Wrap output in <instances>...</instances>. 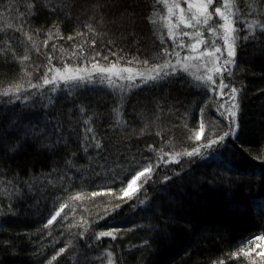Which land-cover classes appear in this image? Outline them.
Wrapping results in <instances>:
<instances>
[{
    "label": "snow or ice",
    "instance_id": "snow-or-ice-1",
    "mask_svg": "<svg viewBox=\"0 0 264 264\" xmlns=\"http://www.w3.org/2000/svg\"><path fill=\"white\" fill-rule=\"evenodd\" d=\"M161 4L163 9L159 19H154L158 15L156 7ZM144 6V0H26L21 10V0H0V19L8 16L12 20L3 29L5 38L0 53L6 60L11 56L13 61H18L22 66L30 60L33 50L40 53V48L33 40L31 27L40 15L45 17L46 23L48 18H55L49 27V39L53 38L52 28L59 32L60 22L64 19L73 20L91 34V47L86 49L83 45H76V51L70 57H60L59 66L54 63L57 60V45L52 44L53 51L48 52L47 63L39 79H34L33 72L22 67L21 72L27 79L22 77L21 82L8 83L7 87L0 89V110H3L0 116V162L10 161L30 148L53 164L62 162V169L52 167L47 175L51 177L55 173L59 180L67 181L66 190L76 180L84 183L102 180L103 186L98 185L100 192L117 197L118 202L112 205L110 211L98 216L96 221L87 222L79 236L84 238L88 248H92L87 236L101 220H107L108 223L95 232L96 244L104 238L116 241L121 238L122 232L145 230L149 235L140 242L139 247H143L150 255L160 245L171 241L177 230L186 228L190 236L203 235L213 228L220 230L215 220H202L186 210L187 205L198 202L202 189L208 183L204 176L196 174L198 166L217 169L215 179L223 183L226 193L231 192L234 197L243 187L251 188V180L234 181L229 175L233 172L229 164L244 148L241 137L245 131V105L243 86L237 87L228 78L234 76L242 48L251 44L255 52L264 55V0L248 4L246 11L237 0H153L152 11L144 19L154 26V32L157 24L162 25L159 29L160 43L156 46L160 62H154L153 57L147 54L141 55L139 50L135 55H129L123 48L116 46L112 30L116 29L121 39L135 36L143 15L139 9ZM81 16L87 22L82 23ZM10 29H15L26 38L23 55H19L14 47L20 40L7 36ZM35 31L39 33L41 29ZM105 36L113 38L105 41ZM68 39L72 40L73 36L69 35ZM168 41H171L170 45ZM48 43L49 40L45 39V48ZM97 45L100 50H97ZM35 71L39 73L41 67L35 66ZM181 89L187 93L185 98L172 95L173 91ZM89 90L118 96L121 102L118 107H123V102L133 94L146 93V103H150L161 116L165 108L177 113L185 129H189L192 119L197 117L199 126L194 132L186 133L188 139L196 142L195 146L170 153L171 159L165 161L166 165L172 162L179 164L182 157H187L188 166L164 174L157 181L159 162L156 166L143 164L144 157L138 159L136 155H125L134 149L142 152V149L130 142L124 143L123 139L110 147L112 137L108 136L107 131L98 135L94 127L88 126L93 117L100 114L88 116L81 129L77 113L80 116L87 115L89 102L83 93ZM139 106V100L132 105L129 115L133 122L136 120L135 110ZM213 108L217 117L211 127L217 130L209 134V109ZM127 127L131 125H127L125 131ZM108 128L113 132L116 130L115 125L110 124ZM139 131L143 133L144 128ZM259 131L264 137V124ZM147 147L155 151L153 145ZM244 151L247 149L244 148ZM254 159L258 163L253 167H259L260 171L258 174L253 171L252 175L257 177L255 182L258 185H264V157ZM109 167L112 169L110 174L103 171ZM85 171L91 175H84ZM133 171L135 174L131 175ZM236 174L243 176L247 173ZM127 175H131V179H127ZM185 176L193 185L192 193L186 191ZM60 187L65 185L61 184ZM36 191L34 185L27 182L12 184L11 191L5 192L9 200L7 212L0 206V219L19 215L13 201L34 199V195L29 193ZM44 191L47 193L45 208L50 214L43 217L46 221L44 228L47 229L58 218L68 219L69 205L61 202L62 196L56 194L59 188L53 179L48 180ZM91 195L95 197L98 192L94 191ZM129 201L136 202L132 204L133 212L150 213L152 218L142 216L139 223L133 220L124 224L118 216L123 205ZM241 203H244V208H241ZM230 207L247 212L249 206L241 194V198L234 200ZM35 209L39 211V201ZM258 214L264 216V201L260 203ZM223 223L225 221H221V226ZM3 226L0 223V227ZM260 240H264V231L242 241V245H248L247 249L238 247L230 256L238 261L243 257L249 264H264V250L252 255L253 241ZM3 243L11 246L8 240ZM132 247L137 245H130ZM256 247H259L258 243ZM72 248L71 244H65L52 260L65 253L66 249L71 252ZM107 257L108 264H119L113 251L109 250ZM141 259L144 264H151L143 255ZM74 260L75 264H80L78 256ZM36 264H40V261H36ZM48 264H52V261Z\"/></svg>",
    "mask_w": 264,
    "mask_h": 264
},
{
    "label": "trees",
    "instance_id": "trees-1",
    "mask_svg": "<svg viewBox=\"0 0 264 264\" xmlns=\"http://www.w3.org/2000/svg\"><path fill=\"white\" fill-rule=\"evenodd\" d=\"M24 2L26 0H21V10H23ZM237 3L246 11V6L255 3V0H237ZM144 5L139 9L143 15L140 18L135 36L121 39L119 32L116 29L112 30L115 33L116 46L123 48L126 54L135 55L139 50L141 55L147 54L153 57L154 62H160V57L156 55L158 51L156 46L160 43L159 29L162 25L157 24L154 32V26L144 19V16L152 11L153 0H144ZM162 9V4L156 7L158 15L153 17L154 19H159ZM53 19L55 18H48L46 23L45 17L40 15L32 22L33 40L36 42V46L40 48V53L33 50L30 54V60L25 62L23 66L18 61H13L11 56L6 60L0 53V89L7 87L8 83L21 82L22 77L26 80L27 77L23 76L21 72L22 67L32 71L34 79H39L43 74V67L47 63V54L53 51L52 44L57 45L55 49L57 60L54 63H57L58 66L60 57H70L76 51V45H83L86 49L91 47L89 39L91 34L73 20H62L59 25V32L52 28L53 38L49 39L48 31ZM81 21L82 23L87 22L83 16H81ZM9 23H12V20L8 16L0 19V46H2V41L5 38L3 29ZM36 29H41V31L36 33ZM25 30H27V26ZM77 33H83V35H77ZM69 35L73 36L72 40L68 39ZM7 36L20 40V43L14 47L19 55H23L27 43L24 35L15 29H10L7 31ZM111 38L113 37H103L105 41ZM45 39L49 40L47 48L44 45ZM168 43L170 45L171 41ZM97 50H100L99 45H97ZM72 59L75 58L72 57ZM37 65L41 67L39 73L35 71ZM228 79L237 87L243 86L244 88L243 121L245 131L241 140L244 142V148L247 149L244 151V148H241L239 154L233 158L232 163L229 164L233 172L229 175L234 181L247 182L251 180L252 185L250 189L246 186L243 187L234 197L231 192L226 193V186L215 179L217 169L200 165L196 168V174L204 176L208 183L202 189L198 202L186 206V210L191 212L193 216L205 221L215 220L217 226H220L219 231L213 228L205 231L203 235L190 236L187 234L186 228L177 230L171 241L160 245L149 255L143 247H139L140 242L149 235L145 230L137 229L132 232H122L121 238L116 241L104 238L101 243L96 244L95 232L101 230L108 223L107 220H101L99 225L88 233L87 238L93 245L92 248H88L84 243V238L79 236V232L84 230L87 222H94L98 216L110 211L112 205L118 202V198L100 192L98 185L103 186V181L99 179L95 183H84L81 180H76L71 188L66 190L67 181L59 180L55 173L51 177L47 175L52 167L62 169V162L53 164L46 157L27 148L12 160L0 162V206H3L5 212H7L9 203L5 192L11 191L12 184L27 182L33 184L37 189L35 193H29V195H34V199L26 202L13 201L19 215L0 219V223L4 224L3 227H0V264H36V261H40V264H48L49 261H52V264H57V262L59 264H75L74 257L77 256L80 264H108L107 252L109 250L118 257L119 264H144L141 259L142 255L151 264H221V262L223 264H249L243 257L238 261L231 257L230 253L241 246L246 250L248 245H242L241 242L264 231V216L258 214L260 212L258 206L260 199L264 197V185H258L255 182L257 177L252 175L253 171L257 174L260 171L259 167H253L258 163L254 158L264 157V137L259 131L260 126L264 124V55L255 52L251 44L242 48L239 65L234 70V76ZM145 95L146 93L143 92L135 93L129 100L123 102V107H118L117 105L121 103L118 96L99 90H89L83 93L89 102L87 115L80 116L77 113V119L80 121V128L83 129V121L87 120L88 116H93V113L100 114L94 116L93 121L88 126L94 127L98 135L107 131L108 136L112 137L109 142L110 147L123 139L124 143L130 142L142 149V152H136L134 149L133 152L125 153V155L129 157L136 155L138 159L142 156L145 158L143 164L151 163L156 166L159 162L156 174V180L159 181L164 174L188 166L187 157H182L179 164L172 162L166 165L165 161L171 159L170 153L195 146L196 142L188 139L186 133L194 132L195 128L199 126L198 118L194 117L190 123V128L185 129L177 113L169 112L165 108L164 114L161 116L158 110L144 101ZM172 95L180 96L183 99L187 93L181 89L178 92L173 91ZM138 100L140 106L135 110L136 120L133 122L129 113L132 105L136 104ZM2 115L3 110H0V116ZM158 116L159 119H157ZM216 117L214 108L209 109V127L207 128L209 134L217 130L211 127ZM110 124L116 126L115 132L108 128ZM127 125H131V127H127V131H125ZM141 128H144L143 133L139 131ZM129 137L131 138L130 141ZM147 145H153L155 151L149 149ZM121 151H123L122 148ZM81 162L84 163V161ZM136 170H139V167H136ZM103 171L110 174L112 169L109 167ZM237 172L247 174L241 176L237 175ZM83 174L91 175L87 171ZM134 174L133 171L131 175ZM131 175H127V179H131ZM50 178L55 181L57 188H59L56 194L62 196L61 202H66L69 205V210L67 220L58 218V221L53 222V225L45 229L46 221L43 217L50 214L45 208L47 193L44 191V186L48 184ZM184 181L186 191L192 193L193 185L189 182L188 176L184 177ZM137 183L139 186L140 181L138 180ZM61 184H64L65 187L61 188ZM233 187L235 188V185ZM24 190L27 191L26 188ZM94 191L98 192L95 197L91 195ZM77 193H79L78 198ZM241 194L249 206L247 212L234 210L230 207L234 200L241 198ZM37 201L40 203L39 211L35 209ZM133 203L136 202L129 201L124 204L119 212L118 219L122 220L124 224L133 220L139 223L142 216H147L148 219L152 218L150 213L133 212ZM244 207V203H241V208ZM221 221H225L222 226ZM5 240H8L11 246L5 245L3 243ZM65 244H71L73 246L72 251L66 249L65 253H62L56 260H52L56 252ZM130 245H137V247L130 248ZM85 251L86 255H84ZM256 252L260 251L254 249L252 255H255Z\"/></svg>",
    "mask_w": 264,
    "mask_h": 264
},
{
    "label": "rangeland",
    "instance_id": "rangeland-1",
    "mask_svg": "<svg viewBox=\"0 0 264 264\" xmlns=\"http://www.w3.org/2000/svg\"><path fill=\"white\" fill-rule=\"evenodd\" d=\"M261 201H264V197L260 199V202H259V208H260V203ZM259 244V247H256V244ZM253 248L254 249H257L258 251H261V250H264V240H260V241H253Z\"/></svg>",
    "mask_w": 264,
    "mask_h": 264
}]
</instances>
